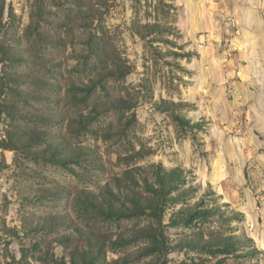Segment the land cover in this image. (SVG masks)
I'll list each match as a JSON object with an SVG mask.
<instances>
[{
  "label": "rangeland",
  "instance_id": "obj_1",
  "mask_svg": "<svg viewBox=\"0 0 264 264\" xmlns=\"http://www.w3.org/2000/svg\"><path fill=\"white\" fill-rule=\"evenodd\" d=\"M0 264H264V0H0Z\"/></svg>",
  "mask_w": 264,
  "mask_h": 264
},
{
  "label": "trees",
  "instance_id": "obj_2",
  "mask_svg": "<svg viewBox=\"0 0 264 264\" xmlns=\"http://www.w3.org/2000/svg\"><path fill=\"white\" fill-rule=\"evenodd\" d=\"M93 204H94V205H95V204H97V206H99V205H100V203H93ZM100 207H101V205H100ZM200 212H201V211H197L196 213H193V214H191V215H190V216H191L190 218H191V219H194V218H196L197 216H199V213H200ZM206 212H207V211H206ZM208 212H209L210 214L212 213V211H211V210H210V211H208ZM208 212H207V213H208Z\"/></svg>",
  "mask_w": 264,
  "mask_h": 264
}]
</instances>
